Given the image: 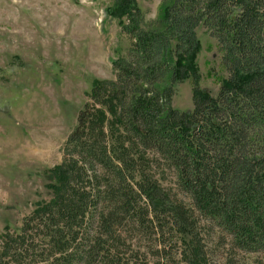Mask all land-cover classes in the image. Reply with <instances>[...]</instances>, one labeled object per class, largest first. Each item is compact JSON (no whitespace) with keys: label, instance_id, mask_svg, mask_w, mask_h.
I'll return each instance as SVG.
<instances>
[{"label":"trees","instance_id":"obj_1","mask_svg":"<svg viewBox=\"0 0 264 264\" xmlns=\"http://www.w3.org/2000/svg\"><path fill=\"white\" fill-rule=\"evenodd\" d=\"M136 1L112 0L128 46L111 61L114 78L93 82L78 110L50 199L0 238V264H117L121 222L160 212L177 232L188 213L196 218L176 264L209 263L201 226L227 239L223 264L264 253V0H160L150 20ZM198 25L227 75L216 96L193 86L192 109L178 110L175 84L197 75ZM165 171L187 202L170 203Z\"/></svg>","mask_w":264,"mask_h":264},{"label":"rangeland","instance_id":"obj_2","mask_svg":"<svg viewBox=\"0 0 264 264\" xmlns=\"http://www.w3.org/2000/svg\"><path fill=\"white\" fill-rule=\"evenodd\" d=\"M136 4L146 20L162 11L160 0ZM114 9L112 0H0V238L17 234L36 203L50 199L51 169L61 160L92 83L114 78L111 61L128 46ZM196 34L197 75L175 84L172 105L178 110L192 109L193 86L216 96L227 75L216 40L201 25ZM164 173L160 184L170 203L187 202L170 172ZM157 214L152 222L146 214L143 223L121 222L113 243L117 264H176L191 244L196 218L188 213L177 232L166 213ZM198 231L208 264H223L227 239L207 226ZM241 255L264 264L262 252Z\"/></svg>","mask_w":264,"mask_h":264}]
</instances>
